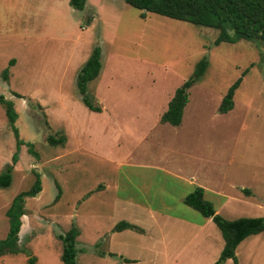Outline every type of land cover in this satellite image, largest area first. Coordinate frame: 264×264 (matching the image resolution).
Segmentation results:
<instances>
[{
	"label": "rangeland",
	"instance_id": "rangeland-1",
	"mask_svg": "<svg viewBox=\"0 0 264 264\" xmlns=\"http://www.w3.org/2000/svg\"><path fill=\"white\" fill-rule=\"evenodd\" d=\"M142 12L125 0H85L81 10L69 0H0V95L17 113L11 123L0 102V175H11L0 187V264L30 256L63 264L57 235L73 228L76 264H124L120 256L166 264L150 249L158 227L148 211L201 221L183 202L195 188L183 180L191 175L223 218L264 217V41L216 43L215 28ZM95 46L102 66L86 96L103 102L101 112L83 103L76 85ZM203 57L180 124L151 120ZM239 78L233 108L220 113ZM48 135L66 141L54 146ZM37 179L40 192L22 195ZM22 208L16 240L7 241ZM162 218L155 220L171 243L169 264L218 259L224 240L213 220L176 259L178 237L188 241L197 230L185 224L181 232L175 218ZM121 220L147 235L114 231ZM236 256L239 264H264V231L246 237Z\"/></svg>",
	"mask_w": 264,
	"mask_h": 264
},
{
	"label": "trees",
	"instance_id": "trees-1",
	"mask_svg": "<svg viewBox=\"0 0 264 264\" xmlns=\"http://www.w3.org/2000/svg\"><path fill=\"white\" fill-rule=\"evenodd\" d=\"M127 4L142 10V17L145 12H153L173 19L188 21L193 24L212 27L218 30L216 43L235 42L239 39L264 41V0H125ZM69 4L76 9H83L85 0H69ZM101 49L95 46L90 56L77 74L76 85L83 103L92 111H100L99 105H94L86 96L87 84L93 81L101 70ZM207 66L205 57L199 60L193 76L185 80L168 102L167 110L160 117L162 122H169L171 125H179L182 114L188 101V90L203 74ZM4 79H7L8 72H3ZM241 78L237 79L227 90L222 98L218 110L225 113L233 108V96ZM18 97H21L17 95ZM0 102L6 103V114L11 123L17 119V113L13 102L3 99L0 95ZM47 141L51 145H63L66 141L65 135L55 137L48 135ZM10 171L0 175V187L10 185ZM41 190L40 179H37L33 187L21 193L25 196H35ZM18 197V196H17ZM183 202L189 207L199 211L202 216L211 218L221 230L224 245L218 259L213 264H224L227 259H232L233 264H239L236 256L237 246L248 236L264 231V217H240L233 220L223 218L217 213L213 204L204 198V188L197 186L193 191L185 195ZM20 210L18 216L13 217L10 222L7 241L15 242L20 226ZM131 229L142 233L143 228L134 223L121 220L113 227L114 231ZM78 232L75 228L65 234L57 235L62 241L61 261L63 264H76V237ZM16 251V250H10ZM114 255V254H111ZM121 263H132L135 260L122 257ZM36 257L30 256L26 264H36Z\"/></svg>",
	"mask_w": 264,
	"mask_h": 264
},
{
	"label": "crops",
	"instance_id": "crops-1",
	"mask_svg": "<svg viewBox=\"0 0 264 264\" xmlns=\"http://www.w3.org/2000/svg\"><path fill=\"white\" fill-rule=\"evenodd\" d=\"M101 104H102L101 105V111H103L105 109L104 108V104H103V102H101ZM164 105H166V102H164V104L162 106H164ZM159 112H161V107H160V111H158V113H156V116H154V117H152L150 119L151 120H157L158 119L160 121V117H161V115H162L163 112L161 114ZM113 119H115V118H113ZM123 131H124V128H123ZM183 180L186 182L187 185H194L195 187H197V186H203V188H205L204 189V193L207 190L206 187H204V185L198 183V181L195 180V177L193 175H191L189 178L183 179ZM194 181H195V183H193ZM158 215L160 216V218L163 217L162 218V220H164L163 223L165 221H167L168 219L175 218V223L179 225L181 232H183V230H182V226L183 225H185V224H191V225H193V223H191V220H187V219H184V218H180L179 216H175V215H172V216L171 215H165L162 211H157V210H150V211H148V216H149L150 221L152 223L156 224L157 227H158V228H155L156 230H155L154 234L156 233V235H154V237L151 238V244H153V245L150 246V249H151V251L153 252L154 255H160L161 257H163L165 259L166 264H169L170 257L167 254V250H168V248L171 247V243H168L166 241V239H165V232H164L163 227L161 228V223L155 220L158 217ZM186 221H187V223H186ZM211 221H212L211 218H208V217H204L203 216V219L201 221H198L197 224H194L196 230L199 231V232L196 231L194 234H189L187 236L188 241H184V242H182V238L181 237H178L180 239V242L177 245V249L178 248L179 249L176 251V253H174V254H176L174 256V258L179 259L180 257H183V255L181 253H183L185 251V249L187 248V245H189L191 243V241L196 238L195 236H198V233L203 232V230L211 223ZM129 230H131V229H124V230L118 231V232L129 231ZM143 230L144 231L142 233H139L138 232V235H144V236L147 235V233H148L147 230L144 229V228H143ZM156 257H158V256H156ZM128 258H130L132 260H135V262L138 261V259H136L135 257H128ZM124 264H129V263H124Z\"/></svg>",
	"mask_w": 264,
	"mask_h": 264
}]
</instances>
